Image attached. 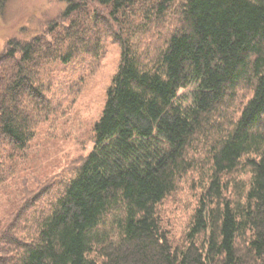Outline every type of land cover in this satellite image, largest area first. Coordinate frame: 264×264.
Returning a JSON list of instances; mask_svg holds the SVG:
<instances>
[{
    "label": "trees",
    "instance_id": "1",
    "mask_svg": "<svg viewBox=\"0 0 264 264\" xmlns=\"http://www.w3.org/2000/svg\"><path fill=\"white\" fill-rule=\"evenodd\" d=\"M60 1L59 18L0 53V173L55 112L46 66L98 58L111 34L120 61L91 150L24 208L0 264H264V0ZM143 31L161 43L140 54ZM242 88L251 96L228 119ZM200 156L209 187L176 244L157 209ZM242 166L248 183L228 195Z\"/></svg>",
    "mask_w": 264,
    "mask_h": 264
},
{
    "label": "rangeland",
    "instance_id": "2",
    "mask_svg": "<svg viewBox=\"0 0 264 264\" xmlns=\"http://www.w3.org/2000/svg\"><path fill=\"white\" fill-rule=\"evenodd\" d=\"M64 7L65 2L60 0H7L0 14V53L9 37L32 38L45 24L59 18ZM130 20L134 25H141L143 18L135 16ZM167 29L174 27L166 24L162 31ZM131 34L127 28L124 37ZM147 35L144 31L138 32L133 38L134 44L141 48L140 54L144 49L154 50L161 43L157 31ZM100 53L98 58L85 53L69 64L56 62L45 67V83L53 84L55 112L37 128L26 151L15 155L1 170L0 259L6 253L8 234L22 226L24 208L40 197L43 199L48 190L54 193L56 185L72 177L93 146V126L101 115L107 88L120 61L121 48L112 34L102 40ZM250 96L251 92L242 88L224 106L228 119L237 117ZM196 161L198 168L179 180L175 190L157 209L162 227L176 244L183 242L194 211L210 183L209 162L204 156ZM249 177L245 166L232 174L228 195L237 194L240 185L246 187Z\"/></svg>",
    "mask_w": 264,
    "mask_h": 264
}]
</instances>
